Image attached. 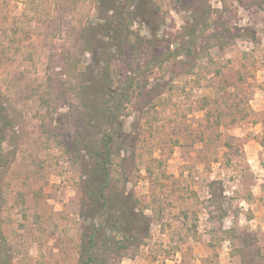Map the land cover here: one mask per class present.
I'll return each mask as SVG.
<instances>
[{"label":"rangeland","instance_id":"obj_1","mask_svg":"<svg viewBox=\"0 0 264 264\" xmlns=\"http://www.w3.org/2000/svg\"><path fill=\"white\" fill-rule=\"evenodd\" d=\"M107 142L149 222L110 264H264V0H0V264H83Z\"/></svg>","mask_w":264,"mask_h":264},{"label":"trees","instance_id":"obj_2","mask_svg":"<svg viewBox=\"0 0 264 264\" xmlns=\"http://www.w3.org/2000/svg\"><path fill=\"white\" fill-rule=\"evenodd\" d=\"M143 21L150 24L152 21L149 18H143ZM153 24V23H152ZM118 28H116L115 33ZM106 43H104L108 52L115 46L116 53L123 55L127 49V43L129 36H106ZM115 41V43H114ZM146 65L153 67L157 66L155 55H152L150 60L146 62ZM100 80L94 79L89 85L85 87L91 89V92H86L89 98H98L102 95V102L114 103L117 105L123 100V96L126 95L125 84L121 85V88L117 90L109 80H103L100 85ZM105 83V84H104ZM95 91L97 95L95 94ZM113 97L111 100L108 97ZM118 109V108H117ZM109 141H113L111 134H108ZM104 158L95 163L94 173L90 182V190L88 191L89 199L93 206L92 210L94 214L101 213L104 215L103 210L106 208L110 211V217L105 218L99 224H90L84 231L82 236L81 254L83 257V264H110L106 257L108 254H119L125 248L128 247V241L130 243L141 242L149 234V222H147L144 211L137 209V205L134 203L131 208L126 209L123 205H113L116 198H122L124 202H130L132 196H126L124 194L118 196L115 194H107L106 190H110L111 182V146L107 142L103 148ZM2 147L0 146V159L2 158ZM4 164L0 163V168ZM102 209V212H101ZM107 219V220H106ZM104 221V222H103ZM101 256V258H100Z\"/></svg>","mask_w":264,"mask_h":264}]
</instances>
